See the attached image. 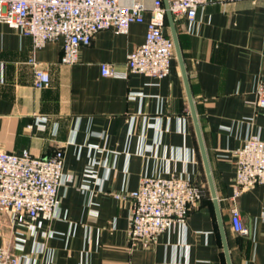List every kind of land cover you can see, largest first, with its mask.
Returning <instances> with one entry per match:
<instances>
[{
    "label": "crops",
    "instance_id": "1",
    "mask_svg": "<svg viewBox=\"0 0 264 264\" xmlns=\"http://www.w3.org/2000/svg\"><path fill=\"white\" fill-rule=\"evenodd\" d=\"M136 1L146 7L145 22L127 34L98 32L73 65L61 61L62 40L36 48L32 38L0 22V151L35 158L64 153L59 217L39 218L42 227L25 236L23 254L31 264H227L191 94L232 264H264V185L231 200L235 151L250 135L264 139V106L255 97L264 81V0H208L192 25L173 18L187 80L177 56L164 79L104 77L102 64L124 72L128 56L145 42L156 0H120ZM162 1L165 33L173 39ZM33 61L48 72L49 87L34 86ZM88 168L98 180L85 182ZM144 176H178L204 191L184 226L161 234L148 249L129 238L130 193ZM235 206L247 236L231 224ZM10 238L4 227L0 245Z\"/></svg>",
    "mask_w": 264,
    "mask_h": 264
},
{
    "label": "built area",
    "instance_id": "2",
    "mask_svg": "<svg viewBox=\"0 0 264 264\" xmlns=\"http://www.w3.org/2000/svg\"><path fill=\"white\" fill-rule=\"evenodd\" d=\"M169 2L173 18L186 19L192 25L199 7L208 0ZM145 11L146 7L139 1L124 5L120 0H0V22L21 36L32 38L36 48L62 40L61 61L66 65L78 62L80 47L89 46L98 32L111 30L122 35L129 32L131 25L144 23ZM165 12L163 1L156 0L144 44L128 56L124 72L111 64H102L104 77L127 78L137 74L160 80L169 76L176 52L173 39L165 33ZM32 64L34 86L49 87L50 76L46 69L34 61ZM129 97L132 100L136 95ZM255 97L256 105L264 106V81L258 84ZM235 155L232 202L246 191L264 185V139L258 135L248 136ZM97 163L94 161L92 166ZM84 176L86 183L92 178L98 180L93 168H88ZM65 178L62 150L48 158H35L27 151L22 154L0 151V215L6 220L0 223V234L4 227L11 231L8 242L0 245V264H31L23 254L25 236H36L42 227L38 221L41 216L49 220L59 217L58 192ZM203 196V189L187 179L144 176L139 189L130 193L131 243L148 249L161 234L184 226ZM231 224L238 234L248 235L242 213L236 206L231 210Z\"/></svg>",
    "mask_w": 264,
    "mask_h": 264
},
{
    "label": "water",
    "instance_id": "3",
    "mask_svg": "<svg viewBox=\"0 0 264 264\" xmlns=\"http://www.w3.org/2000/svg\"><path fill=\"white\" fill-rule=\"evenodd\" d=\"M165 6H166V9H167V12H168V16H169V20H170V24H171V28H172V36H173V41L175 43L176 56L178 58L180 66L182 68L185 80H187L186 72H185V68H184L183 57H182V53H181V49H180V44H179L178 37H177V34H176L174 19H173V16L171 14V11H170V2H169V0H165ZM189 97H190L191 112H192V116H193V119H194L195 129H196L198 140H199V144H200V149H201V154H202V157H203V162H204L206 174H207V177H208L209 187H210L211 195H212V198H213V202L215 204L218 220H219V223H220V229H221V233H222V237H223L227 264H232L231 256H230V252H229V248H228V244H227V240H226V236H225L224 224H223V220H222V214H221V209H220V205H219L218 195H217V192H216V188H215V184H214V180H213V176H212V171H211V167H210V162H209V159H208V154H207L204 142H203L202 132H201L198 116H197V113H196L194 101H193V98H192L191 94H190Z\"/></svg>",
    "mask_w": 264,
    "mask_h": 264
}]
</instances>
